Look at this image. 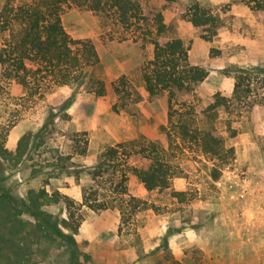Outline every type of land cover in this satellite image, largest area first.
<instances>
[{"label":"rangeland","instance_id":"rangeland-1","mask_svg":"<svg viewBox=\"0 0 264 264\" xmlns=\"http://www.w3.org/2000/svg\"><path fill=\"white\" fill-rule=\"evenodd\" d=\"M152 1L166 25L159 34L122 26L112 11L64 7L65 31L90 39L99 57L83 82L30 93L0 64V194L10 197L0 201V264H218L199 248L202 228L233 247L234 264H264V10L247 0ZM194 2L217 17L214 29L191 24ZM176 36L207 76L169 101L145 90L142 71L149 39ZM238 68L249 70L240 97ZM216 94L227 107L210 108ZM194 129L212 130L233 153H203ZM149 142L174 169L167 188L147 190L132 170ZM110 147L116 155L103 157Z\"/></svg>","mask_w":264,"mask_h":264},{"label":"trees","instance_id":"trees-1","mask_svg":"<svg viewBox=\"0 0 264 264\" xmlns=\"http://www.w3.org/2000/svg\"><path fill=\"white\" fill-rule=\"evenodd\" d=\"M168 4L174 0H165ZM256 9L264 10V0H247ZM149 3V15L143 12V5ZM70 4L85 5L93 11H112L122 26H135L141 29L142 24L152 26L156 34L162 33L165 22L161 8L152 0H24L14 3L6 0L0 8V64L3 76L22 86L27 92H39L53 86L72 85L83 82L85 70L99 61L97 51L90 39H73L65 31L61 14ZM165 7H162V9ZM167 8V7H166ZM189 21L203 30H212L217 26V17L197 2H194L187 13ZM143 36L152 31H145ZM145 34V35H144ZM144 38V37H142ZM153 44V55L143 67L142 80L149 94L168 92L169 101L176 92L184 93L204 80L207 70L188 62V47L180 37H172L164 42L149 39ZM249 70H236L233 94L240 97L249 92L246 82ZM117 91V88H114ZM97 95H103L104 85L99 82ZM226 97L215 95L210 108L227 107ZM46 122L39 131L46 128ZM182 136L189 134L186 125H180ZM236 134L232 130L231 135ZM195 139L201 151L215 158H222L223 153H233V147H224L222 139L212 130L194 129ZM87 142V140H85ZM85 149H83V152ZM117 149L108 148L101 155L111 159ZM142 162L132 167L133 172L147 190L169 187L174 176L172 165L165 160L154 142L140 148ZM211 177L217 180L220 170L211 167ZM173 196H180L182 191H173ZM8 196L0 194V201ZM46 228L49 223L43 219L40 227Z\"/></svg>","mask_w":264,"mask_h":264},{"label":"crops","instance_id":"crops-1","mask_svg":"<svg viewBox=\"0 0 264 264\" xmlns=\"http://www.w3.org/2000/svg\"><path fill=\"white\" fill-rule=\"evenodd\" d=\"M214 236L215 234L212 229L202 228L197 234L200 250L210 258H218V260H216L218 264H234L227 254V252L232 251L233 247L231 246V248H228L225 243L218 244V241L214 239Z\"/></svg>","mask_w":264,"mask_h":264}]
</instances>
